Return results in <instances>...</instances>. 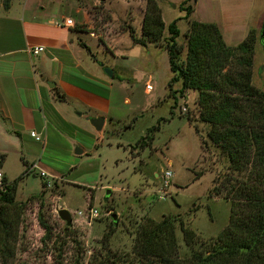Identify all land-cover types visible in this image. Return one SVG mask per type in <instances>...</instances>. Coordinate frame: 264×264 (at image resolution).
Segmentation results:
<instances>
[{"label": "rangeland", "instance_id": "1", "mask_svg": "<svg viewBox=\"0 0 264 264\" xmlns=\"http://www.w3.org/2000/svg\"><path fill=\"white\" fill-rule=\"evenodd\" d=\"M184 1L163 0L168 24L186 15L180 9ZM195 5L194 19L222 24L231 46L257 30L252 82L264 91V0H198ZM91 9L98 32L122 38L121 26L129 33L134 30L126 21H115L100 3ZM178 24L179 44L185 47L189 22L182 19ZM134 43H123L119 58L112 55L115 46L98 52L100 64L116 66L126 87L121 101L128 97L129 103L123 102L121 122L106 134L95 157H87L81 172H70V179L81 184L50 179L49 188L42 177L43 185L40 177L31 176L21 183L20 196L44 191L42 197L33 195L16 205L0 201V264H137L139 225L147 218L160 222L169 215L176 221L182 258L210 254L216 247L231 217V200L218 180L224 179L229 164L200 119V92L181 93L182 81L170 88L175 74L166 41L147 47ZM186 54L185 49L183 59ZM148 84L153 90H147ZM143 137L147 146L137 147ZM167 170L174 173L169 186L162 178ZM216 187L220 194L211 193ZM62 209L71 212V224L61 218ZM183 224L197 234L192 245L184 238Z\"/></svg>", "mask_w": 264, "mask_h": 264}, {"label": "crops", "instance_id": "2", "mask_svg": "<svg viewBox=\"0 0 264 264\" xmlns=\"http://www.w3.org/2000/svg\"><path fill=\"white\" fill-rule=\"evenodd\" d=\"M158 1L168 25L163 0ZM46 2L11 0L6 8L0 0V154L4 155L0 170L9 183L22 177L17 200L36 195L20 196L19 188L31 176L40 177L43 185L42 172L49 179L80 185L70 179L72 171L81 172L87 157H95L106 134L121 122L123 102L129 103L128 97L121 101L126 87L116 66L100 64L98 52L115 46L112 55L119 58L121 45L134 41L127 27L121 26L122 38L98 32L91 8L104 5L115 21L132 25L137 37L147 10V0ZM70 18L74 25H65ZM217 24L225 36L223 25ZM36 46L45 51L33 55L30 49ZM103 66L113 69V77ZM89 117H104L103 130H97ZM77 149L83 152L76 153Z\"/></svg>", "mask_w": 264, "mask_h": 264}, {"label": "trees", "instance_id": "3", "mask_svg": "<svg viewBox=\"0 0 264 264\" xmlns=\"http://www.w3.org/2000/svg\"><path fill=\"white\" fill-rule=\"evenodd\" d=\"M197 2L185 0L180 7L185 17L167 25L159 1L147 0L140 38L134 30L130 34L136 44L145 47L165 40L175 74L170 88L182 81L181 93L200 92V119L209 126L207 136L229 164L224 179L218 180L232 203L230 221L210 254L194 253L182 258L174 217L165 216L160 222L147 218L139 225L134 253L137 264H264V91L252 82L257 30L251 29L244 41L231 46L217 23L192 19ZM10 3L4 0L6 8ZM182 19L189 22L185 47L179 44L182 32L178 22ZM139 146H147L146 137L138 142ZM3 158L0 154V164ZM21 179L13 183L5 179L7 185L0 190V201L18 204ZM211 193L220 191L216 187ZM42 225L50 231L43 220ZM182 230L187 244H194L196 232L184 224ZM3 252H7L6 246Z\"/></svg>", "mask_w": 264, "mask_h": 264}, {"label": "built area", "instance_id": "4", "mask_svg": "<svg viewBox=\"0 0 264 264\" xmlns=\"http://www.w3.org/2000/svg\"><path fill=\"white\" fill-rule=\"evenodd\" d=\"M64 24L67 25V26H73L74 22L70 18V19H66ZM30 51H31V53L33 55H39V54H41L42 52L45 51V47L44 46H36V47L31 48ZM147 90L148 91L153 90V86L151 84H148L147 85ZM32 136L37 137V139L40 140V137H38L35 132H32ZM173 176H174V173L171 170H167V171L164 172L162 178H163V181L165 183L164 184L165 186H169L171 184V179L173 178ZM41 177L46 181L45 183L47 184V186L49 188L53 187V181L49 179V176H48V174L46 172H42L41 173ZM6 185L7 184H6V181H5V174L0 170V190L1 191L5 190ZM80 215H82V213H80ZM92 215L94 217H97L98 216V211H94L93 210L92 211Z\"/></svg>", "mask_w": 264, "mask_h": 264}, {"label": "water", "instance_id": "5", "mask_svg": "<svg viewBox=\"0 0 264 264\" xmlns=\"http://www.w3.org/2000/svg\"><path fill=\"white\" fill-rule=\"evenodd\" d=\"M261 39H264V23H263L262 31H261ZM104 70L109 76L113 77L114 72L112 68L105 67ZM87 119L96 127L97 130L99 131L103 130L105 126V122H106V119L104 117H89ZM82 152L83 150L81 149L76 150V153L80 154ZM108 193L110 194L111 190H109ZM59 213H60L61 218L64 221H67L68 224L72 223L73 218H72L71 212L68 209H62Z\"/></svg>", "mask_w": 264, "mask_h": 264}, {"label": "flooded vegetation", "instance_id": "6", "mask_svg": "<svg viewBox=\"0 0 264 264\" xmlns=\"http://www.w3.org/2000/svg\"><path fill=\"white\" fill-rule=\"evenodd\" d=\"M105 68V66H103Z\"/></svg>", "mask_w": 264, "mask_h": 264}]
</instances>
